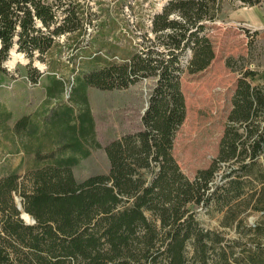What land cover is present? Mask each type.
<instances>
[{
    "label": "trees",
    "instance_id": "16d2710c",
    "mask_svg": "<svg viewBox=\"0 0 264 264\" xmlns=\"http://www.w3.org/2000/svg\"><path fill=\"white\" fill-rule=\"evenodd\" d=\"M221 8L222 0H166L146 21L133 0H0V64L23 54L33 83L35 60L54 74L71 65L69 75L103 91L154 81L140 129L104 147L107 173L77 181L76 161L52 150L22 178H0V264H264L262 226L246 222L264 218V84L251 83L255 71L239 69L210 164L189 179L172 155L186 115L181 77L214 60L207 24ZM28 122L20 118L14 131ZM77 139L62 147L80 149ZM209 139L210 130L196 141L202 148ZM15 197L33 224L20 219ZM198 209L222 213L220 225L237 237L201 227Z\"/></svg>",
    "mask_w": 264,
    "mask_h": 264
},
{
    "label": "rangeland",
    "instance_id": "374dc122",
    "mask_svg": "<svg viewBox=\"0 0 264 264\" xmlns=\"http://www.w3.org/2000/svg\"><path fill=\"white\" fill-rule=\"evenodd\" d=\"M133 1L141 5V13L148 21L149 14L160 11L166 0ZM238 6H243L238 0H222L216 20L207 24V35L215 50L214 60L206 70L181 77L186 115L175 133L172 155L189 179L205 169L216 156L239 69H253L249 65L255 56L252 39L245 32L244 36H238L240 29L227 24L231 11ZM59 42L64 43L65 38L60 37ZM68 57L64 50L62 58ZM227 58L231 59L230 66L225 64ZM25 62L23 54L16 53L0 64V178L12 171L22 178L27 171L47 163L39 162L37 154L52 150H58L57 159L76 161L72 173L77 181L93 174L107 173L109 163L104 147L140 129V118L153 79L140 80L126 89L103 91L77 80V72L69 75L71 65L61 67L54 74L35 60L32 66L41 76L33 83L26 77ZM187 113L190 118L185 126ZM22 117L28 119V128L15 132L13 126ZM189 125L194 128L191 132ZM208 130L212 141L207 140V145L201 148L196 140L199 133ZM73 134L78 138L80 149L77 146L64 149L62 145L71 142L69 139ZM17 200L20 201L15 197ZM196 217L201 227L218 230L226 239L238 235L233 228L220 225L222 213L198 209ZM262 220L264 222L260 213L246 218L248 225L258 223L262 226L260 241L264 251Z\"/></svg>",
    "mask_w": 264,
    "mask_h": 264
},
{
    "label": "crops",
    "instance_id": "0c3cea01",
    "mask_svg": "<svg viewBox=\"0 0 264 264\" xmlns=\"http://www.w3.org/2000/svg\"><path fill=\"white\" fill-rule=\"evenodd\" d=\"M227 24L240 29L238 36H244L245 31L252 34L255 56L249 65L256 74L251 78V83L264 84V0L254 6H238L231 11Z\"/></svg>",
    "mask_w": 264,
    "mask_h": 264
},
{
    "label": "water",
    "instance_id": "95a60500",
    "mask_svg": "<svg viewBox=\"0 0 264 264\" xmlns=\"http://www.w3.org/2000/svg\"><path fill=\"white\" fill-rule=\"evenodd\" d=\"M13 52L16 53L15 50H13ZM144 110H145V108H144ZM16 206H17V209L20 210V216H19L20 219H22L26 224H33L34 220L31 219L28 214H26L24 211H22L20 201H18V200L16 201Z\"/></svg>",
    "mask_w": 264,
    "mask_h": 264
},
{
    "label": "bare ground",
    "instance_id": "6f19581e",
    "mask_svg": "<svg viewBox=\"0 0 264 264\" xmlns=\"http://www.w3.org/2000/svg\"><path fill=\"white\" fill-rule=\"evenodd\" d=\"M11 54H16V53H14V52L12 51ZM17 56H18V54H17Z\"/></svg>",
    "mask_w": 264,
    "mask_h": 264
}]
</instances>
